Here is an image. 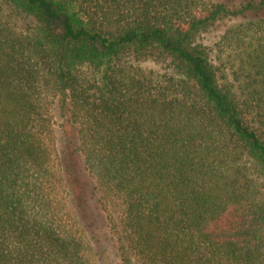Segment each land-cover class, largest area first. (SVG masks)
<instances>
[{
  "label": "trees",
  "instance_id": "trees-1",
  "mask_svg": "<svg viewBox=\"0 0 264 264\" xmlns=\"http://www.w3.org/2000/svg\"><path fill=\"white\" fill-rule=\"evenodd\" d=\"M92 198L119 264H264V0H0V264H97Z\"/></svg>",
  "mask_w": 264,
  "mask_h": 264
},
{
  "label": "rangeland",
  "instance_id": "rangeland-1",
  "mask_svg": "<svg viewBox=\"0 0 264 264\" xmlns=\"http://www.w3.org/2000/svg\"><path fill=\"white\" fill-rule=\"evenodd\" d=\"M217 1H223L227 2L230 5L232 4H238L242 2L243 0H217ZM248 16V15H247ZM250 17V15L248 16ZM247 18V17H246ZM245 19V18H244ZM231 20H222L215 24V26L212 28V31L208 35L209 39L208 41H212L218 34L229 24H231ZM60 121V120H59ZM60 124V122H57V125ZM60 133L57 129V148L58 150L61 148L64 137H59ZM94 198V196H93ZM90 199V205L92 206V209H94V214L96 215V224L93 225L92 228L88 229V237L89 241L93 246V250L95 252V259L97 264H119L116 253H115V246L113 243V239L110 235V232L108 231V228L105 227V224L103 222L102 216L98 213L97 209L93 207L95 205L94 199Z\"/></svg>",
  "mask_w": 264,
  "mask_h": 264
}]
</instances>
